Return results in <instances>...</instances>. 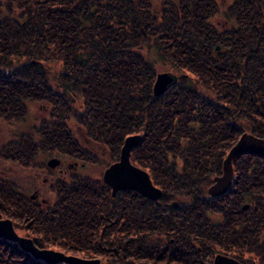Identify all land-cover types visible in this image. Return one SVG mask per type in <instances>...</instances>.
Listing matches in <instances>:
<instances>
[{
    "label": "trees",
    "instance_id": "16d2710c",
    "mask_svg": "<svg viewBox=\"0 0 264 264\" xmlns=\"http://www.w3.org/2000/svg\"><path fill=\"white\" fill-rule=\"evenodd\" d=\"M257 8L264 10V0ZM206 9V0H0V120L13 127L28 113L27 101L50 108L35 125L38 140L30 133L9 139L0 158L28 167L34 179L39 150L94 160L68 124L76 118L111 162L127 135L141 134L131 159L165 197L156 210L139 192L113 196L104 181L79 175L58 178L54 203L43 206L28 187L19 189L18 179L0 175L1 218H11L39 247L106 264H212L216 249L264 264V156L235 157L225 194L204 190L242 133L235 126L239 115H254L251 132L264 137V112L257 109V102L264 105V65L257 63L258 79L245 82L239 98L234 60L211 57L221 41L206 32ZM150 49L176 76L162 95L153 91ZM251 93L256 114L239 113V101L245 108ZM246 195L253 206L244 204ZM211 211L222 219L212 221ZM0 264L68 263H48L0 237Z\"/></svg>",
    "mask_w": 264,
    "mask_h": 264
},
{
    "label": "rangeland",
    "instance_id": "374dc122",
    "mask_svg": "<svg viewBox=\"0 0 264 264\" xmlns=\"http://www.w3.org/2000/svg\"><path fill=\"white\" fill-rule=\"evenodd\" d=\"M218 1L221 2V6L223 7L230 0H218ZM222 3H223V5H222ZM147 53H148L147 58L154 63V67H155V70L157 72L168 69L169 65L164 63L163 60L161 61V59L159 58V55L157 54L156 49H150V51L147 50ZM189 84H191V85L195 84V80L189 81ZM27 104H28V109H29L28 113L21 120L17 121L15 124H13V127L6 125V123H4L0 120V146L4 142L8 141L9 139L18 140L20 134H23V133L33 134L34 138L38 140L37 133H34L35 132L34 131L35 125H38L40 119H42L43 117L49 116L50 108L46 107V104H43V103H36V102L27 101ZM240 122H244V120H240ZM68 124L73 129L75 136L78 138L79 142L92 150V152L94 153V158H95L94 160H86L85 156L74 157V156L62 155V157H60L62 159V163H61V165H58V167H57L56 166L58 164L57 157L60 156L61 154H58L55 152L54 153H48V152L46 153L45 151L39 150L37 155L35 156V159L37 162H42V161L45 162V167H43L41 164L39 166L40 169L35 170L38 172V175L34 179L32 176L26 175V174H32L31 171H28L29 169H25L28 167H23L22 165L18 166L17 164H14L13 162L3 161L0 158V175L3 177H5V176L9 177L13 181H15V179L16 180L18 179L17 183L20 186L19 189L20 190L24 189L23 186L28 187L29 188L28 194L29 195L36 194V199L38 201H41L43 206H49V205H52L54 203V201L56 199V191L53 190L52 187L54 185V182L58 178L69 179L70 175L72 173H77V174H83L84 176L89 177V178L94 179V180H100L102 182L105 169L113 162V161L111 162L109 160L111 153L108 150H106L101 144L95 143L91 138L87 137L86 133L84 132V128L78 123L76 118H74V119L70 118L68 120ZM248 131L251 132V129H248ZM226 154L227 153L225 152V155H223V158H225ZM115 158H116L115 160H117L119 158V155L115 156ZM49 159H51V160L53 159L51 164H50V167L47 165V161ZM177 159H179V158H177ZM76 161L78 162L77 164H76ZM177 167H178L179 171H181L182 173H184L186 171L184 168V165H181L180 163H179V165H177ZM61 169L63 172H61ZM215 175H218V174H212L211 180L205 183V189L204 190H205V194L207 196L210 195V194H208L209 193V191H208L209 187L212 184H214V182H215V179H214ZM33 181H35V183H36L35 188L31 186V185H33L32 184ZM121 194H122V196H124V198L130 199V196H129L130 194H123V192H121ZM137 199L138 198H136V200ZM164 199H165V197H164ZM164 199L161 198L159 201L158 200L154 201V200L148 199L149 200L148 202L155 204L156 207H158L156 210H158L159 208H161V206L165 205ZM245 199H246L245 200L246 202H244V204H249L252 206H253V203L255 204L254 199H252L251 195H246ZM145 200H147V199H145ZM170 201H174V200L171 199ZM127 202H129V201L127 200ZM137 203H141V201H137ZM145 203L146 202L144 200H142V204L144 205ZM179 205L182 206V205H184V203L180 202ZM149 206H151V205H149ZM153 207H155V206H153ZM153 209H155V208H153ZM209 216H210V219L214 222L220 221L222 219V217H221L222 215L220 212L211 211ZM15 229L20 235H26L25 231L23 229H20V228H15ZM154 237H156V236H154ZM162 240L164 241V239H162ZM156 241H159V238H157ZM219 253L222 254L224 252L218 251V249H216L215 253L209 258V261H211L212 264H213L215 256ZM67 254H69V253H67ZM73 255H76V254H73ZM228 255H230V254H228ZM76 256L83 257L80 255H76ZM230 256H233V255H230ZM84 258H87V257H84ZM93 258L100 259L99 257H93ZM236 259L241 264H247V263L243 262V260H241V258H239V257H236ZM100 262H101L100 264H106L105 260L100 259Z\"/></svg>",
    "mask_w": 264,
    "mask_h": 264
},
{
    "label": "water",
    "instance_id": "95a60500",
    "mask_svg": "<svg viewBox=\"0 0 264 264\" xmlns=\"http://www.w3.org/2000/svg\"><path fill=\"white\" fill-rule=\"evenodd\" d=\"M175 79L176 76L172 72H158L153 85L154 93L156 95L163 94ZM140 140V134L128 135L125 138L119 159L105 169L103 179L112 188L113 195L118 190L131 189L140 192L152 200H157L163 194L162 189L153 183L147 170L134 164L130 158L132 149L139 144ZM246 153L264 156V137L248 132L242 133L239 139L232 145L223 161V174L217 176L214 184L209 187L208 191L211 195L218 196L228 191L232 185L234 176L233 159ZM0 237L17 241L23 249L30 251L33 255L44 259L48 263L60 261L67 262L68 264L101 263L98 258H84L67 254L61 250L39 247L31 237L20 235L14 227L13 220L8 217L0 218ZM214 264L241 263L233 257L217 254L214 258Z\"/></svg>",
    "mask_w": 264,
    "mask_h": 264
},
{
    "label": "flooded vegetation",
    "instance_id": "af4514ba",
    "mask_svg": "<svg viewBox=\"0 0 264 264\" xmlns=\"http://www.w3.org/2000/svg\"><path fill=\"white\" fill-rule=\"evenodd\" d=\"M209 1L212 4L211 8ZM258 3L259 0H230L223 8L221 2L218 0H206L207 9L202 11L204 26L207 28L206 32H213L214 39L221 41L212 46V59L217 62L234 60V74L237 87L239 88V98L246 95L247 85L245 82L248 80L256 81L258 79L257 63L261 62L264 65V10L257 8ZM250 96V100L246 101L248 104L245 108L241 107V100L239 101L237 111L241 113L247 110H253L254 114H256V108L254 106L256 107L258 103L257 109L264 112V105L260 104L261 102L256 103V99L253 98V93ZM245 113L246 115H239L236 118L235 126L239 130H242V133H253L248 131V129L254 128L257 120L254 115L248 113L250 115L248 116L247 112ZM240 120H244V122H240ZM60 157L62 155L57 157V167L62 163ZM51 162V159L47 161L49 167ZM36 164L40 166L41 164H45V162H36ZM61 172H63L62 169ZM216 174L218 175H215L214 179L223 174V161L220 171ZM79 175L84 176L83 174L72 173L69 179H62L69 181L72 176ZM31 186L35 188L36 184ZM30 196L36 199V194H31ZM173 205H177L176 207L178 208V203L172 202Z\"/></svg>",
    "mask_w": 264,
    "mask_h": 264
}]
</instances>
